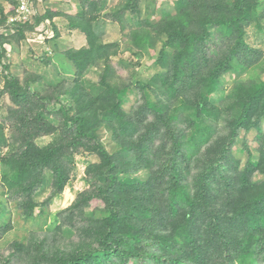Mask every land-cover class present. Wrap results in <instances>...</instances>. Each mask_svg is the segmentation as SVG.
Instances as JSON below:
<instances>
[{"label":"trees","instance_id":"trees-1","mask_svg":"<svg viewBox=\"0 0 264 264\" xmlns=\"http://www.w3.org/2000/svg\"><path fill=\"white\" fill-rule=\"evenodd\" d=\"M75 7L66 18L84 34L86 46L34 55L37 68L22 79L7 65L0 89V98L7 95L13 104L7 110L12 137L0 134V186L24 223L36 209L44 216L63 193L75 155L85 151L98 158L85 170L89 188L58 213L53 235L62 240L48 243L35 229L14 237L23 264H139L144 257L155 264H234L235 252L248 248V264H254L253 254L264 255V58L246 37L250 25L264 30V0H175L172 13L158 10V19H152L154 0L113 6L109 0H78ZM13 13L0 5L1 27ZM58 14L47 10L34 25H11L15 44ZM126 14L137 19L127 43L138 56H153L159 46L152 66L160 72L147 80L121 81L111 63L120 43L103 41L104 19L122 24ZM12 35L0 37V49ZM49 66L59 77H49ZM92 69L96 84L85 79ZM129 94L142 101L125 109ZM103 131L116 146L113 152L102 142ZM251 133L256 147L245 146L243 164L232 148L240 135ZM54 134V142L36 143ZM142 170L145 179L137 176ZM46 172L50 192L39 203ZM91 200L102 203V216L88 218L78 241L65 244L75 215ZM8 208L0 210V226ZM150 239L155 250L145 241Z\"/></svg>","mask_w":264,"mask_h":264},{"label":"rangeland","instance_id":"rangeland-1","mask_svg":"<svg viewBox=\"0 0 264 264\" xmlns=\"http://www.w3.org/2000/svg\"><path fill=\"white\" fill-rule=\"evenodd\" d=\"M25 3L27 0H21ZM78 0H37V2H31L29 6L32 8L30 10L32 14L29 16V24L35 23L34 19L36 16H42L45 11H54L58 14L52 20H44L39 23L35 30L32 33L26 32L25 39H21L19 43L15 44V39H18V33L11 28V25L17 23H23V17H21L16 9L20 0H17V5L13 6L10 0H0V5L4 7L5 13H9L10 10H13L14 13L8 16L7 22L4 24L6 27L0 26V37L3 35H12L11 42L4 43L3 47L0 49V89L4 85V78L8 77L9 73L12 75L19 74V78L28 77L30 72L37 68V60L34 59V55H41L42 52L47 53L49 56H53L54 52L59 51L58 49L64 50L69 48H80L82 46H86L85 36L79 30H73L69 26V21L66 17H73L75 15L74 11L76 9V4ZM118 0H109L111 6L116 4ZM175 0H154L155 10L156 12L152 15V19H158V10L169 11L172 13V3ZM30 2V0H29ZM21 4V3H20ZM27 8V7H25ZM111 8V7H110ZM145 8V6H144ZM172 10V11H171ZM69 15V16H66ZM13 19L16 20L14 23H9L8 20ZM136 18H133L130 14H126L125 20L122 24H117L116 22H111L109 17L104 19V31H103V41L107 43H120V48L117 51V55L111 58L112 67L114 69V73L119 79L125 83L134 82L135 78L141 77L142 79H149L153 77V75L158 74L160 71L158 69L153 68L152 63L154 62L156 56V52L159 49V46L156 49V52L152 51L151 55L144 54L142 57L138 56L139 51L133 48L132 44L127 43V35L130 28H132L133 24L136 22ZM54 21V22H53ZM262 26H264V16L263 20H261ZM15 27V26H12ZM9 29V30H8ZM56 33H59V37L54 38ZM7 37V36H5ZM44 37V39H43ZM10 38V37H9ZM246 41L249 45L254 48L260 49L263 53L261 57L264 58V30L258 31L252 25L247 28V37ZM15 44V45H14ZM4 45L6 47H4ZM4 49V51H2ZM143 53V52H142ZM150 53V52H149ZM28 61V62H27ZM9 66V73L6 70L5 66ZM47 72H50L48 75L50 78L57 76L55 71H53L52 67L49 66L47 68ZM55 72V73H54ZM135 74V75H133ZM68 81H70L69 76H64ZM85 79L93 84H96L98 81V72L94 69L89 70V72L85 75ZM262 79H264V75H262ZM42 90L41 92H43ZM154 94H157L155 92ZM139 99V95L129 94L128 101L125 104L124 108L128 109L129 106L136 100ZM165 97L162 100H158V102L163 103L165 101ZM50 103L53 104L54 100L51 99ZM13 104L8 98V96H2L0 98V126L2 127L0 134L3 135L6 140H10L12 134L9 129V122L7 121V110L9 107H12ZM218 130L223 129L224 122L222 120L217 121ZM263 133H264V121L262 123ZM110 135L107 132L102 133L101 138L102 142L105 145L106 149L109 152H113L116 148L115 144H112V141L109 137ZM254 133L247 135H240L232 148L233 155L240 159L244 164L247 159V154L243 149L247 146L249 149H255L256 144L254 142ZM58 139V135L54 134L52 136H44L36 140V143L39 146H44L50 142H54ZM255 157V156H254ZM98 161L96 155L88 154L85 151H80L74 157L73 161V170L70 174V181L68 185L65 187L63 193L57 197H55L48 205L46 214L44 216H38V209L35 210L34 219L24 223L23 219L19 216V214L13 208V204H10V197L6 195V188L0 186V210L5 208V205L8 208V211L11 212L9 217L6 216L5 222L0 226V263L7 257H10L11 254H14L9 260V264H23L22 257L19 258V254L16 250H14L12 242L15 240V236H21L27 233L30 229H35L39 233L41 238L48 237V243L58 237L59 240H62V235L56 233L54 236L53 232L56 231V227L58 226V213L62 212L66 208H68L75 200L76 196L89 188V183L86 180L85 170L89 164H93ZM143 171V170H142ZM192 173H195L194 171ZM1 166H0V176H1ZM135 176V175H134ZM141 179L146 178V171L137 174ZM46 184L38 191L36 199H38L39 203H42L44 199L48 196L50 192L49 188V172L45 173ZM1 180V179H0ZM254 180L256 182L261 179L258 176H255ZM3 202V203H2ZM103 208V205L100 201L91 200L88 201L82 210V215H75L74 217V229L70 232V236L64 239L65 244L73 242L76 243L78 238L81 236L80 232L82 228H85L89 223L88 218L90 217H100L102 216V212L100 211ZM10 219V220H9ZM86 220V221H85ZM8 224L10 226H8ZM24 227V228H23ZM26 228V229H25ZM237 228V227H236ZM239 232H241L239 230ZM148 247L155 250L156 244H152L153 241L145 240ZM246 251H240L241 253L235 252L234 264H248L251 257L250 248L245 249ZM234 256V254H233ZM255 257L254 264H264V255L253 254ZM128 264H136L135 262H129ZM139 264H155L153 260L149 257H144L139 261ZM159 264H170L165 261L164 263ZM227 264H229L227 262Z\"/></svg>","mask_w":264,"mask_h":264},{"label":"built area","instance_id":"built-area-1","mask_svg":"<svg viewBox=\"0 0 264 264\" xmlns=\"http://www.w3.org/2000/svg\"><path fill=\"white\" fill-rule=\"evenodd\" d=\"M21 3V4H20ZM20 3L18 4V7H17V9H16V12L21 16V17H23L24 19V21H23V23L24 22H28V20H29V16L32 14V12L30 11V10H32V8L29 6V2H28V0L27 1H25V3L24 2H22L21 0H20ZM25 7H27V8H25ZM8 22L9 23H14V22H16V20H13V19H9L8 20Z\"/></svg>","mask_w":264,"mask_h":264},{"label":"crops","instance_id":"crops-1","mask_svg":"<svg viewBox=\"0 0 264 264\" xmlns=\"http://www.w3.org/2000/svg\"><path fill=\"white\" fill-rule=\"evenodd\" d=\"M75 12V11H74ZM54 22V21H53ZM43 39H44V37H43ZM6 47V46H5ZM55 50V49H54Z\"/></svg>","mask_w":264,"mask_h":264},{"label":"clouds","instance_id":"clouds-1","mask_svg":"<svg viewBox=\"0 0 264 264\" xmlns=\"http://www.w3.org/2000/svg\"><path fill=\"white\" fill-rule=\"evenodd\" d=\"M6 36V35H5ZM4 47H5V45H4Z\"/></svg>","mask_w":264,"mask_h":264}]
</instances>
